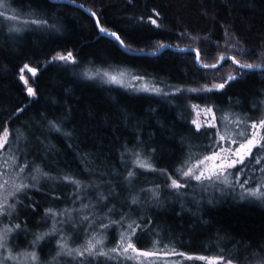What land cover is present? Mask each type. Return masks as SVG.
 <instances>
[{"label": "trees", "instance_id": "16d2710c", "mask_svg": "<svg viewBox=\"0 0 264 264\" xmlns=\"http://www.w3.org/2000/svg\"><path fill=\"white\" fill-rule=\"evenodd\" d=\"M0 16V132L7 127L12 155L22 163V149L31 153L35 161L53 177L68 174L85 184H99L87 189L83 203L95 208L85 210L103 216L107 211L97 199V193L109 196V207L128 213L127 222L143 224L145 231L140 240L133 237L138 248H155L187 253L189 256H220L233 259L235 264H253V253L264 256V202L255 198L241 199L239 190L227 188H201L189 186L177 194L165 190L164 177L155 173L138 174L129 188L120 180L126 174L124 161L131 167L130 153L125 149L140 147L146 153L155 148L150 162L159 169L174 171L188 154H200L208 143L203 135L194 131L190 103L212 106L222 129L228 116L255 117L264 112V72H244L241 79L230 81L215 94H204L187 99L182 94L168 97L135 94L122 88L104 84L99 79H88V69L129 67L136 74L170 89L193 86L205 81L203 70L196 65V56L166 51L158 57L128 55L114 41L100 36L95 21L84 11L68 4L50 0H3ZM73 1V0H70ZM94 11L101 25L120 35L127 48L134 52H156L163 44L177 48L199 50L202 65L219 63V56L235 55L242 63L264 66V0H74ZM0 9V10H1ZM153 9L160 12L157 17ZM207 13V14H205ZM18 16L11 20L8 17ZM157 20L153 25L148 17ZM143 17V19H141ZM36 19L47 25H34ZM17 25L21 29L17 31ZM181 33L183 35H181ZM236 44V49L231 47ZM158 45V46H157ZM251 52L240 55L239 49ZM72 52L78 65L52 61L57 53ZM36 67L38 75L32 81L37 96L31 98L22 79L28 70ZM18 109H23L22 112ZM47 120L61 124V133L50 132ZM39 125V126H38ZM231 123H229V126ZM17 130L24 133L18 141ZM71 133L65 136L62 133ZM203 133L204 128L199 130ZM43 142V143H41ZM9 150V145L6 146ZM257 154L256 150L253 152ZM248 159H251L248 158ZM247 163V161H246ZM264 166V160L256 168ZM31 167V165H30ZM29 169L25 170L27 174ZM145 170L139 169L138 173ZM257 171L256 175H259ZM114 187L117 199L111 198L107 182ZM160 185V196L153 200L147 190ZM264 190V189H263ZM55 192V197L50 193ZM213 191L208 194L204 192ZM74 187L60 179L41 177L38 187L29 192V198L20 197L10 223L27 224V234L14 232L9 247L16 252L36 247L37 264H69L70 258L58 251L56 239L45 237L35 246L32 241L39 233L51 228V217L45 209L60 213L64 209L79 208L72 203ZM138 198L131 209L130 197ZM35 208L30 206L33 202ZM76 216V213H73ZM60 219V217H57ZM113 220L119 216L113 215ZM24 227V224H21ZM61 227L60 224L57 225ZM77 236L66 226L65 237L71 247L85 242L90 232ZM119 229L105 234L106 247L115 245ZM137 236H141L137 231ZM14 251V253H15ZM12 264H17L13 261ZM110 264H119L110 262ZM132 264V261L126 262ZM164 264V263H157ZM182 264H199L184 261Z\"/></svg>", "mask_w": 264, "mask_h": 264}, {"label": "snow or ice", "instance_id": "6c2138e0", "mask_svg": "<svg viewBox=\"0 0 264 264\" xmlns=\"http://www.w3.org/2000/svg\"><path fill=\"white\" fill-rule=\"evenodd\" d=\"M74 2V0H73ZM91 11V10H88ZM153 12L157 17L160 16V12L153 9ZM207 14V13H205ZM93 17H96L94 11L91 12ZM0 16L7 17V13L0 12ZM11 20L19 19L18 16L8 17ZM143 19V17H141ZM149 21L153 25L157 24V20L153 19L151 16L148 17ZM96 24L99 26V30L103 33L109 34L114 37L121 45L124 41L120 38L118 33H109L108 29L100 25L99 18H96ZM34 25H47L46 20L36 19L32 21ZM19 31V29H16ZM181 35H183L181 33ZM231 47L236 49L237 45L232 44ZM240 55H249L250 51L244 48L239 49ZM259 55L264 56V52L259 53ZM196 59H200L199 50H196ZM225 56L222 54L219 56V60L223 61ZM236 65L239 66L237 70V75H229L226 79L222 78L223 82L215 83L211 82V86L205 85L203 89H191L192 92L201 93V98L204 94H215L216 92L223 90L230 81H235L238 77L242 78L243 71L245 69H260L264 71V66L261 64L253 63H242L240 59H237L235 55L230 57ZM52 61L64 62L67 65L69 62L73 66L78 65L76 56L72 52H67L66 54L57 53L55 56L51 57ZM24 67H28L25 65ZM204 68H216L215 64L212 65H202ZM31 73L36 74L37 69L31 68ZM88 79H100L107 80L112 83H123L122 80H118L115 75H111L108 71L103 69H88L83 73ZM20 79L28 84V80L21 76ZM134 79L140 80V77H134ZM144 91L153 92L158 95L168 96L169 93L165 92L159 86H153L151 88L145 86ZM175 92H181L183 89L175 88ZM27 93L31 97H36V90L28 86ZM193 108L197 107L192 105ZM22 112L23 109H18ZM204 111L209 114V120L206 126H202L197 121L193 120L192 123L195 125L194 131L198 135H203L208 141L204 145V151L195 157L193 154L189 153L187 158L182 160L180 165L175 168V172L179 178L173 176L172 173L168 172L167 169H159L153 163L150 162L152 156L155 155V148H148L147 152L141 151L143 148L142 142L140 147L133 149H125L126 153H130L131 167H128L127 163L124 161L125 153H121L122 166L125 167L126 174L120 176V180L124 182L129 188L138 179V174L155 173L164 177V188L165 190L174 191L177 194H182L181 190L189 189V186H199L201 188H220L223 190L227 188L230 191L239 190V196L241 199L244 198H255L260 202H264V166L259 169L256 165H260L261 161L264 160V112L259 116L255 117H241L239 115L230 122H228V116L225 115L222 119L225 121L223 130L215 123L216 112L211 106H207ZM48 130L50 132L61 133V124L63 120L59 123L55 120H47ZM229 123L232 125V130H229ZM39 126V125H38ZM204 127V132L201 133L199 130ZM65 136H71V133L63 132ZM12 133L9 132L7 127H3L2 132H0V149H3L5 145H9V150H11V144L9 143V136ZM24 133L17 130L15 138L18 141ZM43 143V142H41ZM256 150L254 155L253 150ZM17 151L22 152V163H17V157H12V164L7 165L9 172H0V176H7L6 179L0 183V218L11 220L13 213L16 211V206L19 204L21 208L29 207L25 205L23 200L20 199L21 196L24 198H29V192L38 187V182L41 177L54 180L60 179L66 184L74 187V192L72 194V203L75 205L79 202V208L64 209L62 212L57 213L52 208L45 209V213L51 217L52 224L51 228L47 232L39 233L35 236L32 241V245L35 246L40 241L48 237L49 240L56 239V244L58 246V251L53 257L56 260L61 255L70 258L69 264H110V262H119V264H126L128 261H136L138 264H157L163 257L168 256H179L187 257L188 259H193V257L188 256L187 253L177 252L175 249L172 250H157L155 245L158 241L153 242V249L138 248L136 243L133 242V237L137 240L142 238L145 228L144 226L150 224L151 221H144L143 224L132 220L127 222L128 213L123 211L125 205L122 204L121 209H116L114 206L109 207L111 200L109 196H105L103 192L97 193V199L102 203L103 208L107 211L103 216H97L94 212L89 211L88 214H84L85 210L95 208V205L91 202L88 204L83 203L81 193L83 192L84 197L91 199L87 196V189L89 188H99V184H85L81 180L74 176L63 174L60 177H53L48 172H44L35 161H29L28 156L31 154L22 149H17ZM251 159H248L250 158ZM247 160V163L245 162ZM14 165V167H13ZM31 165V167H30ZM237 165L241 167L237 168ZM29 169L27 176L25 177V170ZM139 169L145 170L144 173H138ZM233 169H236L233 173ZM259 171V175H256ZM244 176L245 179L241 182L240 177ZM25 179H30L32 183L25 182ZM249 181L252 184H249ZM246 185H248L246 187ZM107 186L111 190V198L117 199V194L115 193L114 187L111 182H107ZM160 185H154L147 190L141 189L140 191H147L151 193L153 200H158L160 196ZM55 197V192L50 193ZM35 201L33 200L31 208H35ZM138 198L136 196L130 197V204L127 207L131 209L133 205H137ZM76 213V216L73 213ZM117 215L119 219L113 220L112 216ZM60 217V219H57ZM24 224V227H21ZM60 224L61 227L58 228L57 225ZM95 225L96 230L90 232L85 242L76 247H71L65 237L63 228L66 226L71 229L77 236L82 233H88L89 229L93 228ZM109 229H119V239L116 241L115 245L111 248L105 246V240L107 239L106 233ZM140 231L141 236H137V231ZM22 232L27 234V224L25 221L21 223H7L0 227V264H12L13 261H18L21 254H14L12 249L8 246L9 238L14 232ZM264 253V248L261 249ZM25 260L30 259L31 261H37L38 256L35 251L24 252L22 254ZM254 259L253 264H264V256H259L257 253L252 254ZM144 258V259H142ZM155 258V259H151ZM200 261H210V264H235L233 259L225 260L223 255L220 256H204L201 255L197 257ZM164 264H168L164 261Z\"/></svg>", "mask_w": 264, "mask_h": 264}, {"label": "rangeland", "instance_id": "374dc122", "mask_svg": "<svg viewBox=\"0 0 264 264\" xmlns=\"http://www.w3.org/2000/svg\"><path fill=\"white\" fill-rule=\"evenodd\" d=\"M4 4H5V2L3 0H0V9L3 8ZM2 11L3 10L1 9L0 12H2ZM16 27H18V29H21V26H19V25H17ZM163 46H164L163 44L159 45L158 49L162 48ZM33 68H36V67H33ZM103 70L108 71L111 75H115L118 80H122L123 81V83H112V82H108L107 80H101L106 85L119 87V88H122V89H124L126 91H129V92H132V93H135V94H145V95L157 96V97H168L170 95L182 94L187 99L189 98V100H190V98H192L193 96H200L201 95V93H199V92L190 91L191 89L201 90V89L204 88L205 85H208L210 87L211 86L210 78H214V79L211 80V82H215V83L223 82L222 78L226 79L229 75H237L238 67L235 66L232 62H227L225 65H223L219 69H216V70H203V76H204L205 81L203 83L196 84V85H193V86H180L178 88L183 89V91H181V92H175L174 91L175 88L174 89H170V87H168V86H162L161 87V86H159L157 84V82L149 80V79H147L145 77H142V76L136 74L135 70L132 69V68H129V67H114V68H106V69H103ZM21 76L25 77L28 80V84H25L24 81L22 80V83L25 86L26 90H27L28 86L33 87L32 81L35 79L36 75H33L30 70H27L23 74H20L19 78ZM134 77H140L142 79L137 80V79H134ZM145 86H147L149 88H151L153 86H159L165 92L169 93V95L168 96H162V95H158V94L153 93V92L144 91L143 89L145 88ZM31 98H34V97H31ZM192 105H196L197 107L193 108ZM206 107H207V105H200V104H197V103H190V108L192 110L191 122L193 120H195L198 123H200L202 126H206V124H207V122L209 120V114H207L204 111V109ZM213 110H214V108H213ZM228 122H230V121H228ZM215 123L218 125L217 115H216ZM224 124H223V127H224ZM203 128L204 127H202L201 129H203ZM221 130H223V128ZM229 130H232V125L229 126ZM9 138H10V136H9ZM6 146H7V144L5 145V147L3 149H0V172H4V173H8L9 172V169H8L7 165H11L13 163L12 162V157H13L12 152L10 150H6ZM254 151H255V149L253 150V152ZM196 155H198V154H196ZM196 155H194V157ZM13 167H14V165H13ZM239 167H241V166L237 165V168H239ZM232 171H233V173H235L236 169H233ZM26 176H27V174L25 173V177ZM6 178H7V176H0V183H2L3 180L6 179ZM176 178H179V177L176 176ZM244 179H245V177L242 175L240 177L241 182ZM25 182L32 183V181L30 179H25ZM161 184L164 185V183H161ZM161 184H159V185H161ZM249 184L251 185L252 182L249 181ZM247 186L248 185H246V187ZM210 192H213V191H208V192L206 191L203 194L205 195V194H208ZM10 222H11V220L0 218V227H2L3 224H7V223H10ZM118 239H119V237H117V240ZM8 246H9V242H8ZM105 246H106V240H105ZM11 249H12V251L14 253L15 250L13 248H11ZM35 249H36V247H32V248H29L27 250H22L21 252H16L15 251L14 254H21L20 255V259L17 261V264H37V261L34 262V261H31L30 259L25 260L24 256L22 255L24 252L35 251L37 253V251ZM157 250H165V249L157 248ZM37 256H38V253H37ZM191 257H193V259L190 260L187 257L168 256V257L161 258L159 261H157V263H161V262L164 263V261H167L168 264H182L184 261H196L199 264H210V261H200L199 259H197V257H199V256H191ZM142 259H144V258H142ZM151 259H155V258H151ZM51 264H53V263H51ZM132 264H138V262L132 261ZM220 264H223V261H221Z\"/></svg>", "mask_w": 264, "mask_h": 264}, {"label": "water", "instance_id": "95a60500", "mask_svg": "<svg viewBox=\"0 0 264 264\" xmlns=\"http://www.w3.org/2000/svg\"><path fill=\"white\" fill-rule=\"evenodd\" d=\"M50 1L53 2V3H56V4H68V5H71L73 7H76L78 9L84 11L87 15H89L91 18H93L94 21H96V18L98 17L97 15H96V17H93L91 15V11H88L87 8H85L83 5L78 4L76 2H73V1H70V0H50ZM95 24H96V22H95ZM100 25H101V22H100ZM96 27H97L98 32L100 33V36L105 37L107 39H110V40L116 42L121 47L123 52H125L128 55H132V56H146V57H158V56L162 55L164 52L171 50V51H174V52L180 53V54H193V55L196 56V50L197 49H194V48H177V47H173V46H169V45L163 46L159 51H156V52H134V51L129 50L127 48V46L125 45V43L123 45H121L119 43V41H117L111 35L101 32L99 30V26L97 24H96ZM109 33H111V32L109 31ZM199 55H200V53H199ZM230 57L231 56H225V59L223 61L220 60L219 63L216 64V68L213 69V68H204V67H202V64L200 63V59H201V55H200V59L199 60L196 59V65L201 70H216V69L221 68L227 62H232L235 66H237L239 68L238 65H236L233 61H231ZM31 68L32 67H28V70H30ZM244 72H264V71H261L260 69H252V70L245 69ZM38 73H39V70L37 69L36 74L38 75ZM237 79H241V78L238 77Z\"/></svg>", "mask_w": 264, "mask_h": 264}, {"label": "bare ground", "instance_id": "6f19581e", "mask_svg": "<svg viewBox=\"0 0 264 264\" xmlns=\"http://www.w3.org/2000/svg\"><path fill=\"white\" fill-rule=\"evenodd\" d=\"M167 45H168V44H167ZM160 49H161V48H160ZM160 49H159V50H160ZM159 50H158V51H159ZM141 52H142V51H141ZM228 56H229V55H228Z\"/></svg>", "mask_w": 264, "mask_h": 264}, {"label": "flooded vegetation", "instance_id": "af4514ba", "mask_svg": "<svg viewBox=\"0 0 264 264\" xmlns=\"http://www.w3.org/2000/svg\"><path fill=\"white\" fill-rule=\"evenodd\" d=\"M35 75H37V74H35Z\"/></svg>", "mask_w": 264, "mask_h": 264}]
</instances>
